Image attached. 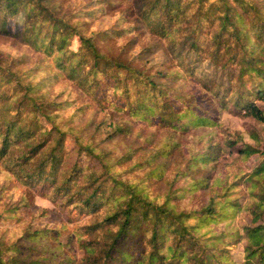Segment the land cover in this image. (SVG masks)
I'll use <instances>...</instances> for the list:
<instances>
[{
  "label": "trees",
  "instance_id": "1",
  "mask_svg": "<svg viewBox=\"0 0 264 264\" xmlns=\"http://www.w3.org/2000/svg\"><path fill=\"white\" fill-rule=\"evenodd\" d=\"M121 2L89 0L84 9L67 15L60 11L57 0H0L1 32L11 34L8 20L22 13L21 30L11 35L42 50L47 59L57 56L54 69L39 78L40 66L18 74L0 60V160L7 161L9 172L25 185H39L44 195L63 208L92 216L78 231L84 250L80 264H264V160L250 172H220L225 149L235 147L237 141L204 130L216 125L211 109L229 102H235L264 127V109L258 104L264 102V0H143L139 18L146 26L154 22L156 31L152 32L157 37L171 45L180 38L183 43L189 40L180 61L183 71L188 72L194 57L201 53L214 65H240L235 83L223 86L208 79L214 88L198 93L189 92L187 79L178 69H167V82L158 83L153 74L131 66L120 55L104 54L95 41L110 36L117 39L129 31L126 26L86 35L73 20L98 15L99 5L113 8ZM119 19L123 22L125 17ZM73 36L80 40L77 50L69 47ZM178 52L177 57L182 55ZM63 77L86 93L89 82L99 90L122 92L127 115L122 112L123 119L110 123V138L128 137L133 119L156 125L164 135L156 137L153 131L139 145L127 144L121 151L100 145L93 135H71L77 157L68 162L62 152L71 131L56 123L60 114L53 109H65L68 101L42 92L44 85ZM132 85L136 86L132 90L135 98L130 95ZM6 86H12L11 93L3 90ZM233 86L239 88L232 91ZM253 92L255 99L251 98ZM110 105L116 102L112 100ZM116 108L122 110V106ZM37 114L52 126L44 129ZM190 130L201 132L182 135ZM184 136H194L195 141L185 146ZM139 151L142 157L130 170H143V177L138 181L121 178L115 169L135 159ZM254 156L264 157V141L261 149L251 144L237 148L234 158L249 162ZM150 179L164 181L165 190L153 194L146 183ZM247 180L243 203L239 198L232 200L230 196ZM17 202L10 204L9 212L19 208ZM242 209L251 216L252 225L244 229L241 238L243 261L235 262L225 249H209L207 243L205 247L198 234L210 224L221 226L222 231L235 229L234 220ZM190 219L195 222L189 224ZM43 231L28 227L22 238L38 239ZM81 234L99 236L101 242L97 246L95 239ZM22 248V243L0 237V264H43L40 259L23 258Z\"/></svg>",
  "mask_w": 264,
  "mask_h": 264
},
{
  "label": "rangeland",
  "instance_id": "2",
  "mask_svg": "<svg viewBox=\"0 0 264 264\" xmlns=\"http://www.w3.org/2000/svg\"><path fill=\"white\" fill-rule=\"evenodd\" d=\"M57 1L61 7L60 11L69 15L71 12L84 9V5L89 0ZM142 3L143 0H122L121 3H118L117 7L113 8L99 5L102 9L98 11V15L93 14L91 17L83 15L73 20L80 26L79 31L86 35H93L99 30L101 31L109 27L126 26L125 29H128L130 32L128 31L121 37L116 39L115 36H110L101 40L97 39L95 42L104 54L110 55V57L120 55L131 66L139 68L145 73L153 74L158 83L167 82H165L166 76L164 74L169 68L178 69L181 72L183 79H187L186 86L189 92L193 93H198L199 90L214 88L208 79H213L214 82L223 86L230 85V81L235 83L238 80L240 65H228L226 67L214 65L205 56V53L197 55V58L194 57L196 61L191 62L190 72L183 71L180 61L185 56L184 50L188 47L189 40L183 43V40L180 38L177 43L171 45V42L168 43L167 40L157 37L152 32L156 31L154 22L148 23V26H146L139 18ZM123 16L125 20L121 22L119 18ZM22 19V13H19L8 20L7 29L11 34H15L21 30ZM11 34L0 31V60L6 61L18 74L28 73L30 67H33V65L40 66L43 70H38L40 73L38 78L41 75L45 77L48 75V71L51 72L54 69L53 60L56 61L57 56L52 55V57L47 59L46 54L42 53V50L31 48L20 38L14 37ZM79 44L80 40L78 36L71 37L69 44L71 49L77 50ZM178 50L182 52V55L179 57H177ZM121 51L124 52L121 53ZM240 59L241 57L237 61H240ZM47 62L52 64L51 67L48 66ZM101 75V81H104L105 76L104 74ZM38 78L36 79L38 80ZM206 81H208V84ZM89 83L86 84L87 93L65 77L42 87V92L48 96H55L58 100L68 101L65 109L61 106L52 107L58 116L60 114L56 123L63 130L71 131L65 137V151L62 152V156L65 158L63 159L71 163L77 157L73 135L82 136L83 138L93 135L95 137L94 140L99 141L100 145L107 144L111 149L116 151H121L127 144L139 145L144 137L149 134L152 135L153 131L156 137L164 135V131L157 129L156 125L146 124L141 119H133L134 121H132L131 125L132 131L128 137L121 138L119 135H116L110 138V123L117 118L123 119V113L127 115L126 98H121L122 92H117L118 94H116L111 88H106L107 91H104L103 87H100L99 90L96 86L89 85ZM248 85L250 86V84ZM134 88L136 86L132 85L130 91V95L133 98L137 95L132 91ZM237 88L239 87L233 86L232 91ZM168 89L170 90V87ZM3 90L7 94L11 93L12 86H6ZM102 92L108 93V97H104L105 94L100 96ZM255 95L253 92L251 98L255 99ZM112 100L116 102L117 106H122V110H117L116 105H110ZM258 104L264 109V102L258 101ZM203 105H205V101H203ZM211 111L217 117L216 125L204 130L213 131L214 135H218L220 139L237 141L235 147L225 149L226 156L223 160L225 163L220 161V165H222L220 172H224L225 170L238 172L239 169L250 172L256 164L258 165L264 160V157L254 156L249 162H241L237 161L234 156L237 154V148L245 144H251L254 147H259V149L262 148L264 141L263 123L245 114L243 108L236 105L235 102H229L225 107L221 108L216 104L215 108H212ZM37 117L43 124L44 129H49L52 126V123L48 122L40 114H37ZM200 132V130H190L182 135H195ZM252 135H257V138H252ZM194 141V136H184L182 140L185 146ZM139 152L134 155L135 159L133 158L127 162L124 161L115 169L119 172L121 178L138 181L143 177V170H130L132 164L137 161L136 159L142 157L141 151ZM169 163L172 164L171 161ZM8 165L7 161L0 160V237L9 243L15 241L22 243L24 251L21 255L26 260L40 259L43 261V264H80L84 250L80 246L78 231H82L81 226L88 222L90 223L92 216L79 215L76 210L63 208L60 202H53L47 195L42 193L43 191L39 185L30 187L22 183L21 180H18L16 176L9 172L10 167ZM173 173L174 171L170 175ZM154 179L146 180V183L150 191L157 195L165 190L166 185L164 181ZM247 185L248 180L230 198L232 200L239 198L243 203L247 193ZM16 202L20 204L19 208L13 212H9L10 204ZM194 222V219L188 221L189 224ZM234 222L236 228L233 230L222 231L221 226L210 224L203 227L198 236H200L201 242L205 247V243H207L209 249H215L216 251L225 249L229 252L231 260L237 262L243 261L244 253L241 238L244 235V229L252 225L251 216L246 212V209H242L238 212ZM28 227L32 230L43 229L46 231H43V236L38 239H24L22 237L25 235ZM218 232L220 234L216 236ZM69 236H71L70 240L68 239ZM81 236L83 238L86 237V239H95L98 242L97 246L101 242V237L93 234H81Z\"/></svg>",
  "mask_w": 264,
  "mask_h": 264
}]
</instances>
